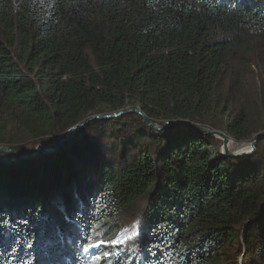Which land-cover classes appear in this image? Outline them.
<instances>
[{
	"label": "trees",
	"instance_id": "trees-1",
	"mask_svg": "<svg viewBox=\"0 0 264 264\" xmlns=\"http://www.w3.org/2000/svg\"><path fill=\"white\" fill-rule=\"evenodd\" d=\"M252 61L264 78V0H0V145L86 122L55 153L0 160V264H264ZM134 108L259 134L255 154L135 111L95 118ZM133 220L135 238L84 251Z\"/></svg>",
	"mask_w": 264,
	"mask_h": 264
},
{
	"label": "water",
	"instance_id": "water-1",
	"mask_svg": "<svg viewBox=\"0 0 264 264\" xmlns=\"http://www.w3.org/2000/svg\"><path fill=\"white\" fill-rule=\"evenodd\" d=\"M130 111H135L138 112L142 115L144 122L152 127V128H156V129H163L168 127L169 125H181V126H187L189 128H191L192 130H197L203 133H209L215 136H218L220 138H222L223 140V146H224V154H227L231 157H235L238 158L240 157L237 154H233L232 152H229L228 150V141H229V137L226 133L222 132V131H218V130H212L208 127H204L198 124H193L190 123L189 121H184V120H167L165 121V123L163 125H160L158 123L153 122L150 118H148L142 111L140 108H134V109H127V110H121L119 112L113 113V114H108V115H104V116H95V118H101V119H108L111 117H116V116H120L121 114L125 113V112H130ZM94 118V117H92ZM90 118V119H92ZM89 121V120H88ZM86 122H82L79 124H76L72 127H70L64 134L62 140L56 145V146H51V147H38L36 148V146H26L24 148H11L8 146H1L0 145V156H4L7 157L11 160H16L18 159H22V158H29L32 156H37L40 154H49V153H53L55 152L57 149L61 148L67 141L68 138L71 137V135L78 129L81 128L82 126L85 125ZM260 135L258 134L253 141H251L249 143L248 146H250L249 152L247 153L248 155H250L252 152L255 151V147H256V143H257V137H259ZM17 159V160H18Z\"/></svg>",
	"mask_w": 264,
	"mask_h": 264
},
{
	"label": "rangeland",
	"instance_id": "rangeland-1",
	"mask_svg": "<svg viewBox=\"0 0 264 264\" xmlns=\"http://www.w3.org/2000/svg\"><path fill=\"white\" fill-rule=\"evenodd\" d=\"M245 70H246V73H247V75H249L250 77H251V80H252V82H253V84H254V86L256 87V89H257V91L262 95L263 93H264V87H263V84H262V82L264 81V80H262V79H264L263 77H261V68L257 65V63L255 62V61H252L251 63H249L248 65H246L245 66ZM263 70V69H262ZM263 72V71H262ZM84 127V126H83ZM82 128V127H81ZM80 128H78L77 130H79ZM76 130V131H77ZM212 130H218V129H212ZM75 131V132H76ZM218 131H221V130H218ZM74 132V133H75ZM223 132V131H222ZM74 133L71 135V137L74 135ZM225 133V132H224ZM227 134V133H226ZM212 135V134H211ZM228 135V137L230 138V141L232 142V141H235L236 143H238V144H242V143H250V142H245V141H237V140H235L233 137H231V135L230 134H227ZM64 136V135H63ZM63 136L62 135H60V134H56V135H51V136H47L45 139H41L40 141H33V142H31V143H29L28 145H26V146H28V147H30V146H36V148H38V147H41V148H44V147H51V146H56L61 140H62V138H63ZM215 138H216V140L219 142V151L223 154V155H225V156H229V155H227V154H224L225 153V151L223 150L224 149V146H223V140H222V138H220V137H218V136H215V135H213ZM71 137L70 138H68L67 139V141H66V143L71 139ZM66 143L63 145V146H65L66 145ZM2 146H5V145H2ZM26 146H24V147H26ZM62 146V147H63ZM229 147H232L233 146V144L232 143H230L229 142V145H228ZM8 147H10V146H8ZM24 147H22V148H24ZM61 147V148H62ZM61 148H59V149H61ZM59 149H57L55 152H57ZM232 150H235V149H232ZM55 152H53V153H55ZM49 154H52V153H49ZM255 154V151L254 152H252L250 155H248V154H239V156L240 157H238V159H248V158H251L253 155ZM41 155H48V154H40V155H37V156H41ZM231 157V156H230ZM232 158H235V157H232ZM4 159H9V158H7V157H4V156H2V157H0V160H4ZM11 160V159H10ZM17 160V159H16ZM263 206H264V201H263ZM125 229V231L124 232H120V233H118L116 236H114V237H110V238H106V239H101V240H99V241H97V242H95V244L94 245H96V244H98L99 246L96 248L95 247V249L97 250V249H101L102 247H104L105 245H116V246H119V245H123V243H112L111 241L112 240H114V239H121V240H123L124 241V243L126 242V241H128L131 237H134V236H136L137 234H138V232H139V230H140V223H139V221L138 220H133V221H131V222H129L127 225H125V227L122 229V230H124ZM121 230V231H122ZM123 233V234H122ZM135 238V237H134ZM104 254H101V257H104L103 256ZM98 256H100V255H98ZM241 260V257L240 258H238V261H240Z\"/></svg>",
	"mask_w": 264,
	"mask_h": 264
},
{
	"label": "bare ground",
	"instance_id": "bare-ground-1",
	"mask_svg": "<svg viewBox=\"0 0 264 264\" xmlns=\"http://www.w3.org/2000/svg\"><path fill=\"white\" fill-rule=\"evenodd\" d=\"M229 142L233 144L232 147H229ZM228 150L229 152H232L233 154H247L249 152V149H250V146H248L249 144L248 143H242V144H238L236 143L235 141H230V138H229V141H228ZM232 149H235V150H232ZM2 157V156H0ZM18 159V158H17Z\"/></svg>",
	"mask_w": 264,
	"mask_h": 264
},
{
	"label": "snow or ice",
	"instance_id": "snow-or-ice-1",
	"mask_svg": "<svg viewBox=\"0 0 264 264\" xmlns=\"http://www.w3.org/2000/svg\"><path fill=\"white\" fill-rule=\"evenodd\" d=\"M112 243H124V241L123 240H121V239H114V240H112L111 241ZM99 245L98 244H96V245H89L88 247H86V248H84V251L85 252H87V251H89V249L91 248V247H98Z\"/></svg>",
	"mask_w": 264,
	"mask_h": 264
}]
</instances>
